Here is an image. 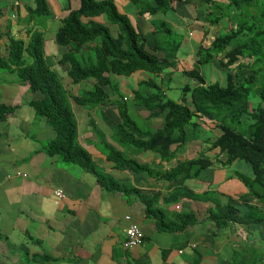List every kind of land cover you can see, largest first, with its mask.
<instances>
[{
  "label": "trees",
  "instance_id": "1",
  "mask_svg": "<svg viewBox=\"0 0 264 264\" xmlns=\"http://www.w3.org/2000/svg\"><path fill=\"white\" fill-rule=\"evenodd\" d=\"M127 1L138 7L137 15L141 17H152L159 12H173L176 4L185 3V0ZM79 2V7L70 10L61 20L55 34L56 44L66 48L58 63L69 65L67 75L71 82L79 84L85 80H94L93 87L78 96L71 97L58 72L48 66L44 54L43 32L30 30L28 40L13 38L7 32L2 34L7 39L9 50L7 58L0 57V71L14 73L17 80L28 84L31 92L40 94L41 97L30 101L29 106L36 114L44 117L55 131V137L46 141L42 149L44 153L79 165L90 172L97 184L106 191L122 194L127 198H137L144 205L145 214H154L157 218L158 230H180L181 226L183 228L190 221L196 223L194 214L188 216L173 212L176 219L169 220L168 225L165 222L167 216H164L160 204L162 201L160 202L159 192L145 193L130 182L119 181L105 174L91 158L90 153L80 145L78 124L70 100L88 112H96L101 106L112 104L116 106L119 117L111 128L116 142L107 143L103 138L98 142L100 149L101 145L103 147L102 154L106 161L112 164L113 169L128 171L135 176L146 175L154 184L174 185L195 178L198 173L212 168L215 164L226 168L239 162L250 168V180L243 183L249 192L244 198L251 196L259 203H264V81L262 86L257 88L260 103L252 105L250 102L253 99L250 96L251 89L256 86L258 79L264 78V2L226 0L221 13L216 14L215 4L212 3L215 1L204 0L202 3L204 6L207 4L206 18L210 23L218 24L229 20V23L236 26L234 30L215 37L207 48L199 44L195 61L192 60L193 67L182 71L171 65L180 62L181 36L176 34L167 22L155 24L154 31L146 34L132 23L127 14L118 10L115 0ZM24 10L29 19L34 21L39 17L52 16L47 0H33V6H27ZM101 17H104V21L99 20ZM110 26H116L117 33H112ZM157 54H162L163 57ZM241 58L250 60L247 66L252 64V68L244 75L242 81L234 82V78L238 77L236 68L245 72L247 67L239 64ZM213 60H217L226 72L224 85L219 82L208 83L200 73L199 68ZM139 71L158 76L169 74V77L180 72L191 84L187 83L178 88L181 93L180 101L169 98L151 79L140 83L145 85L148 92L131 91L132 104L122 98L112 99L105 91L117 89L114 86L112 88V75L130 76ZM136 105L148 112L144 122L147 123L149 119H162L161 128L153 129L139 125L138 118L132 113V107ZM16 109L17 107L0 103V121H4ZM211 124L214 125V130L219 131V135L215 140H207L205 144L209 143V150L216 151V154L209 155L206 150H202L194 159L177 161L174 167L160 170L163 165L170 164L185 148L188 126L200 129ZM88 126L95 136L96 124L92 119H89ZM129 150L137 154L136 158L126 155ZM144 152L156 154L160 168L140 162L137 156ZM221 155H225L223 161L215 160ZM238 176L243 182V176ZM216 207L221 209L219 203H216ZM221 211L222 215L213 212L215 224L221 227L226 226L228 222L241 225L258 222L260 216L254 215L258 212L264 216V213L258 210L240 216L238 210L229 205ZM182 220L185 221L183 225L172 227H177V223ZM238 253L234 264L239 261V264H242V253ZM24 258L27 260V254ZM255 259L256 257L253 258L254 262L247 261L246 264H264V255L260 260Z\"/></svg>",
  "mask_w": 264,
  "mask_h": 264
},
{
  "label": "crops",
  "instance_id": "2",
  "mask_svg": "<svg viewBox=\"0 0 264 264\" xmlns=\"http://www.w3.org/2000/svg\"><path fill=\"white\" fill-rule=\"evenodd\" d=\"M194 1L198 0H189L191 4ZM200 2L202 3V0ZM47 4L49 6L48 0ZM9 6L13 10L11 15L4 9ZM27 6L32 7L33 0H0L1 57L7 58L9 50L7 39L2 34L7 32L13 38L28 40L30 30L44 33L39 29H43L38 22L40 17L35 21L29 19L24 10ZM176 7L180 9V5ZM176 7L174 13L177 12ZM61 10V14H55L50 9L52 16L48 19L53 18V21L49 22V27L56 26V21H59L60 26L61 20L73 9L67 4ZM181 10L178 11L182 12ZM137 12L134 17H138ZM149 18L139 16L133 19H138L137 27L140 29V22L148 21ZM140 30L143 32L144 29ZM45 35L46 33L44 45ZM65 50L62 48V52ZM62 52L55 51L54 56H51L44 48L48 66L58 74H65L69 70L61 69L60 65L66 64L58 63ZM179 59L181 61L183 56ZM0 72V103L17 107L13 114L0 121V251L4 256H10V250L22 248L20 258L22 254L27 253L31 256V264H234V258L239 254L238 247L242 244L244 248L240 253L243 258L252 256L256 257L255 260H260L263 257L264 238L259 237L253 244L254 247L239 241V235L257 234L261 226L264 227V216L261 213L254 214L260 216L259 221L250 225L228 222L226 226L221 227L213 220V212L222 215L221 210L228 205L235 207L240 216L255 213L257 210L264 213V203H259L251 196L244 198L249 192L238 179V173L242 174L244 171L249 174L250 168L246 165L238 162L225 168L215 164L212 168L198 173L195 178L174 185L154 184L152 181L150 188H158L153 192L161 194L160 204L164 216L168 217L165 219L168 225L169 220L176 219L173 212L188 216L194 214L196 218V223H193L191 218L183 215L190 222L183 228L181 226L180 230H158L157 218L154 214L146 215L144 205L137 198H127L125 195L106 191L97 184L90 172L79 165L71 170L58 167L55 163L56 156H48L42 150L46 141L55 137V131L44 117L36 114L29 106L30 101L41 97L40 94L31 92L28 84L17 80L14 73ZM79 84L71 82L66 88L71 97L83 93L80 92L81 86L78 88ZM31 120L37 124L34 126ZM93 122L96 124L95 120ZM110 122L116 121L110 119ZM77 124L78 142L82 147L83 144L87 145L84 149L90 153L94 162L104 169V173L119 181L132 183L130 178L135 175L113 169L112 164L107 162L102 154L100 143L97 140V143L94 142L92 131L80 135V125ZM3 125L5 127L2 129ZM21 126L23 132H16V128ZM33 127L34 131L31 129ZM8 128L10 132L7 133L4 130ZM111 141L116 142L114 138ZM106 142L111 143L107 140ZM183 151L175 158L176 163L189 160H179V154H183ZM137 159L142 158L138 155ZM155 164L160 168L158 160H154ZM235 166L236 169H233ZM164 168L166 165L160 169ZM77 169L84 172L78 173ZM212 170L215 175L211 176L209 172ZM122 174L126 176L117 177ZM89 184L94 187H88ZM132 184L144 192L149 191L148 187ZM56 190L61 191L65 198L56 201ZM193 197L200 199L195 200ZM216 203L221 205V209L216 207ZM126 217H129L130 221H127ZM185 217L184 219H187ZM183 222L185 221L182 220L177 223V227H172L178 228ZM130 223L137 224L144 237L138 247L129 250L123 247V241L124 229ZM12 235L15 238L19 236V241ZM27 246L28 249L24 251ZM21 263L26 264L24 261Z\"/></svg>",
  "mask_w": 264,
  "mask_h": 264
},
{
  "label": "rangeland",
  "instance_id": "3",
  "mask_svg": "<svg viewBox=\"0 0 264 264\" xmlns=\"http://www.w3.org/2000/svg\"><path fill=\"white\" fill-rule=\"evenodd\" d=\"M215 2H212L215 4V11L216 14L221 13V10L223 8L224 5H226V0H213ZM202 2H204V0H202ZM258 2H264V0H256L255 3ZM50 9L53 11V13L55 14H61L63 8H65V6L67 4H69L70 8L72 9H77L80 5L79 0H48ZM186 3V6H185ZM185 3L179 4L180 5V9H178L179 5H175L176 7V13L174 12H167V13H162L159 12L157 13L154 17H150L149 20H145V21H141L140 23V29H144L143 32L146 34H149L151 31H154V25L155 24H160L162 21H166L167 19V23L170 27L174 28L175 33L178 34L180 37V41H181V48L179 50V55L183 56V59L176 64L177 62L171 63V65L173 67H175L178 71H182L183 69L189 70L190 67H193L192 65V60L195 61V52L197 49V46L199 44H202L204 48H207L208 46H210L211 42L214 40L215 37H217L218 35H220L223 32H229L235 29L236 24L233 23H229V20H223V22H220L218 24H212L209 22V20H207L206 18V10H207V4L201 3L200 0L198 1H194L193 4H191L189 2V0H185ZM115 4L117 6V8L127 14L130 18L131 21L134 25H138V19H133V18H138V17H134L136 11H138V7L136 5H134L133 3L127 1V0H115ZM193 6V9H192ZM182 8V10H181ZM6 10V12L9 13V15H11V13L13 12V10L11 9V7H5L4 8ZM178 10H181L182 12H179ZM243 11V10H242ZM256 11V10H255ZM255 13V12H254ZM246 15V14H243ZM100 21H104V17H101L99 19ZM53 18H49L44 16V17H40V19H38V22L42 25L43 29L39 28L40 30L44 31V33H46L45 35V51L48 55L54 56L55 51H60L62 52V47L58 46L55 42V33L57 31V27H59V21L55 22L56 26H51L49 27V22H52ZM150 25H149V23ZM177 26H179V28H177ZM112 33H117V27L115 26H110ZM146 28H149L148 30H146ZM177 28V29H176ZM149 48V47H148ZM66 49V48H65ZM157 56L159 57H163L162 54H157ZM46 57V55H45ZM250 62V60H248L247 58H241L239 59V64L242 63L243 67L247 66V64ZM165 64V63H163ZM176 64V65H175ZM61 69H65L67 70L69 68V66L66 65H60ZM249 67V68H247ZM247 67H245V72L239 70L238 68H236V73L238 75V77L234 78V82H240L244 79V75L248 74L250 72V69L252 68V64H249ZM200 73L204 76L206 82L208 83H215V82H219L221 85L226 84V72L223 71V69L220 67L219 63L217 60H213L212 62L203 65L199 68ZM244 70V69H243ZM1 73V72H0ZM60 79L62 84L64 85L65 88H67L70 84H71V80L67 75V71L65 72V74L59 73ZM169 74H163V75H155L152 74L150 72L147 71H139L136 72L134 74H132L131 76H111V81H112V85L114 87H116V90H112V89H106V92L109 94V96L113 99H124L126 102H129L130 104H132V100H131V91L132 90H137V91H141L142 93H146L148 92V89L145 87V85H140L139 83L141 82V80H146V79H151L162 91H164L167 96L175 101H180L181 98V93L178 90V88L184 86L185 84H191L190 80H188L186 77H184L182 75V73L180 72H176L174 75H172L171 77H169ZM264 81V78L262 80H257V84L255 87H253L251 89V99L252 101L251 104L255 105L260 103L259 99H258V89L262 86V83ZM94 84V80H87L84 81L82 83H80L78 86V88L80 89L81 86V91H85V90H89L93 87ZM112 87V88H114ZM77 88V87H76ZM70 90V89H69ZM73 90V88L71 89ZM76 90V89H75ZM79 92V93H80ZM130 100V101H128ZM72 104V108L75 112V116H76V120L77 123H79L80 125V129H79V134L80 135H84L85 133H87L89 131V126H88V120L89 119H93L96 121V129H95V136L92 134L93 137H95L94 142L97 143L98 140H101V138H105L108 142H111L113 144H115L114 142H112L111 140H113V135L111 133V129L112 128V124L110 122V119L118 121L119 117H118V113L116 111V106L115 105H103L101 106L102 111H100L101 109H99V111L96 110L93 111H86V109L82 108L81 106L77 105L76 103L74 104L73 101H71ZM105 106V107H104ZM132 113L134 114L135 117H137L138 119V123L141 126H145V127H149L156 129L162 126L163 122L162 120L159 119H155V120H151L149 119V121L144 122L145 120H147L146 116L148 115V112L141 106H133L132 107ZM10 116V115H9ZM17 116V115H15ZM110 118V119H109ZM144 120V121H143ZM31 123H34V126L37 124L36 122H34L33 120H31ZM25 125V124H23ZM22 125V126H23ZM22 126L19 128H16V132L18 133H22ZM5 127V125L1 126V128L3 129ZM204 130H203V129ZM202 128H198V129H192V127L187 128L188 131V135H187V143L185 145L184 151L182 152L183 154H179V160H185V159H193L194 157H196L202 150H206V152H208L209 155L212 154H216L215 152H211L209 150V143L205 144V142L207 140H215L216 136L219 135V131L218 130H214V125H209V126H202ZM34 131V127L31 128ZM209 129V130H208ZM5 132H10V128H8L7 130H4ZM97 140V141H96ZM83 142V140H81ZM80 141V142H81ZM83 146L85 148H87L85 144H83ZM102 145H101V149H102ZM107 148V147H106ZM108 149V148H107ZM181 153V152H180ZM127 156L136 158V155L134 151H127L126 152ZM141 156L142 159H138L140 162H146V164H151L154 165V160L158 159L156 154L153 153H149V152H144L139 154V157ZM215 156H212V158H214ZM145 159V160H143ZM221 159L222 161L225 159V155H221L219 158H215V160ZM55 163H57L58 167H63V170H71L72 168H76L78 167V165L74 164V163H68L65 162L64 160H62L60 157L56 156L55 157ZM176 164L175 159L171 162V164H167L166 168L164 169H160V170H167L171 167H174ZM157 164L154 165V167H156ZM218 167H222L221 165H218ZM80 168V167H79ZM215 169H218L215 167ZM236 169V166L233 168ZM104 170V169H103ZM78 173L80 172H84V170H79L77 169ZM238 171V169H237ZM210 175L212 176L215 175V172L212 170L211 172H209ZM85 175V174H84ZM88 175V174H87ZM108 175V174H107ZM243 176L242 181L247 182L250 179H248L250 177V175L248 174V172H242V174H239ZM125 174L122 175H117V177L119 178H123L125 177ZM130 181L136 185H141V186H145L147 189H149V191L145 190L146 192H153L156 191L158 188H153L151 189L150 187H152V180L147 177L146 175H141V176H132V179L130 178ZM90 185V184H89ZM90 188L94 187V185H90L88 186ZM143 191V190H142ZM242 200V199H241ZM256 226H254L255 229ZM261 230L260 232L257 234H248L246 233V235H239V241H241L242 243H244L245 245H253L255 243V241L257 239H259V237L264 238V233H262V230L264 229L263 226H261ZM253 229V228H252ZM263 235V236H262ZM1 236H3V234H1ZM13 238H15L14 235H12ZM17 240V242L19 241V236H17L15 238ZM243 239V240H242ZM11 240V239H10ZM2 241H0V250H2ZM24 245V244H23ZM19 246V245H18ZM254 247V245H253ZM243 245H239L238 247V252H243ZM28 249V246L25 247L24 251ZM22 248L20 249H16L11 251L10 250V254L13 256H4L2 254V251H0V264H22L21 261L23 260L20 257L15 256V254L17 253H21L22 252ZM254 257L252 256H245L243 258L242 264H246L247 261L248 262H254L253 260ZM14 259L16 261H14ZM241 263L240 261L237 263L239 264Z\"/></svg>",
  "mask_w": 264,
  "mask_h": 264
},
{
  "label": "built area",
  "instance_id": "4",
  "mask_svg": "<svg viewBox=\"0 0 264 264\" xmlns=\"http://www.w3.org/2000/svg\"><path fill=\"white\" fill-rule=\"evenodd\" d=\"M54 195L58 199L65 198V195L59 190L55 191ZM125 219L130 220L129 217H126ZM124 238L123 247L131 249L143 240V233L137 224L130 223L128 227L124 229Z\"/></svg>",
  "mask_w": 264,
  "mask_h": 264
},
{
  "label": "clouds",
  "instance_id": "5",
  "mask_svg": "<svg viewBox=\"0 0 264 264\" xmlns=\"http://www.w3.org/2000/svg\"><path fill=\"white\" fill-rule=\"evenodd\" d=\"M118 10H119V9H118ZM14 17H15V15L12 16V18H14ZM63 49H64V48H63ZM62 53H63V52H62ZM60 56H61V55H60ZM0 57H1V56H0ZM162 75H163V74H162ZM114 76H115V75H114ZM130 76H131V75H130ZM142 81H143V79L141 80V82H142ZM141 82H140V83H141ZM140 83H139V84H140ZM112 87H113V85H112ZM105 91H106V89H105ZM177 101H178V99H177ZM158 119H159V118H158ZM151 120H155V119H151ZM161 120H162V119H161ZM56 191H57V190H56ZM54 197L56 198V201H59V200H60V199H58L55 195H54ZM126 220H127V219H126ZM127 221H130V220H127ZM127 227H128V226H127ZM127 227H126V228H127ZM126 228H125V229H126ZM142 233H143V232H142ZM143 237H144V234H143ZM124 239H125V238H124ZM141 242H142V241H141ZM141 242L138 243L135 247H138V246L141 244ZM135 247H133V248H131V249H134ZM125 249H128V248H125ZM129 250H130V249H129ZM25 254H27V253H24V254L21 255V257H22V259H23L22 261H24L26 264H31V263H33V262L31 261V258H30L31 256H30V255H27V260L24 258V255H25ZM11 256H13V255L10 254V257H11ZM15 256L20 257V254L17 253V254H15ZM14 261H16V260L14 259ZM35 262H38V261H35ZM42 262L44 263V261H42Z\"/></svg>",
  "mask_w": 264,
  "mask_h": 264
}]
</instances>
